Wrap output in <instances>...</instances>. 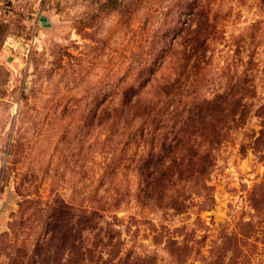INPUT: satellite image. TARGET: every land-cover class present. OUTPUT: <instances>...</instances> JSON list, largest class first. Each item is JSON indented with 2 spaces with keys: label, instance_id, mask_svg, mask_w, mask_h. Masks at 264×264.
Returning <instances> with one entry per match:
<instances>
[{
  "label": "rangeland",
  "instance_id": "1",
  "mask_svg": "<svg viewBox=\"0 0 264 264\" xmlns=\"http://www.w3.org/2000/svg\"><path fill=\"white\" fill-rule=\"evenodd\" d=\"M0 264H264V0H0Z\"/></svg>",
  "mask_w": 264,
  "mask_h": 264
},
{
  "label": "water",
  "instance_id": "2",
  "mask_svg": "<svg viewBox=\"0 0 264 264\" xmlns=\"http://www.w3.org/2000/svg\"><path fill=\"white\" fill-rule=\"evenodd\" d=\"M41 20H42V23L44 26H46L48 28H50L52 26L51 21L49 20V18L46 15H43ZM11 58L13 59V57H11Z\"/></svg>",
  "mask_w": 264,
  "mask_h": 264
}]
</instances>
